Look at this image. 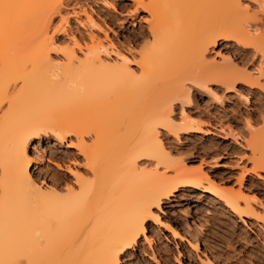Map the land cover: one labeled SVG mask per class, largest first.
<instances>
[{
    "label": "bare ground",
    "instance_id": "obj_1",
    "mask_svg": "<svg viewBox=\"0 0 264 264\" xmlns=\"http://www.w3.org/2000/svg\"><path fill=\"white\" fill-rule=\"evenodd\" d=\"M65 1L0 0V264H120L141 238L150 242L148 221L177 234L154 209L185 187L264 224L252 195L173 157L159 134L192 127L171 115L172 101H189L184 80L208 92L210 81L225 87L243 81L264 92V0H250L253 11L242 0H131L133 11L148 16L134 68L118 51L110 68L92 33L83 44L72 32L58 44L54 33L66 34L69 14L79 12L64 11ZM80 10L88 25L96 24ZM218 38L259 53L257 75L229 55L220 63L207 56ZM262 120L249 132L253 173L264 171ZM47 131L73 135L84 159V170L61 187L38 184L30 174L27 144Z\"/></svg>",
    "mask_w": 264,
    "mask_h": 264
},
{
    "label": "rangeland",
    "instance_id": "obj_2",
    "mask_svg": "<svg viewBox=\"0 0 264 264\" xmlns=\"http://www.w3.org/2000/svg\"><path fill=\"white\" fill-rule=\"evenodd\" d=\"M242 1L248 3L250 11L257 7L250 0ZM83 7L95 25L85 22L80 13ZM62 8L79 12L77 18L69 14L66 34L54 33L58 44H66L71 32L83 44L92 33L104 46L102 55L109 61V67L114 64L117 51L130 59V67H135L136 50L148 34L144 20L148 16L144 10L133 11L131 0H66ZM216 43L207 47V56L220 63L224 55H229L237 68L244 67L253 77L257 75L259 53L250 48L244 51L232 40L218 38ZM52 56L54 62L61 60L57 52ZM212 82L206 83L211 89L208 92L203 86L184 80L190 88L189 101L182 104L172 101L171 115L176 122L184 117L190 119L192 127L177 134L159 128L160 137L173 157L200 166L218 182L245 189L253 196L250 199L253 207L264 213V171H249L248 159L249 132L263 123L264 92L256 86L250 88L243 81L234 82L232 87ZM63 138H56L48 131L30 138L29 170L38 184L46 182L61 187L72 183L73 171L84 170L83 156L73 145L75 137ZM154 211L161 220L169 221L178 235L148 221L146 233L151 236L150 242L141 238L120 256V264H264V224L246 214L239 218L221 200L199 187L178 189Z\"/></svg>",
    "mask_w": 264,
    "mask_h": 264
}]
</instances>
